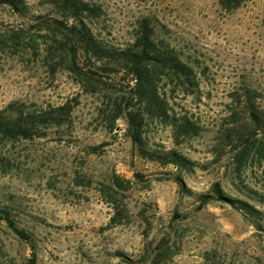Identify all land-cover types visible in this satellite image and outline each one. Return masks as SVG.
I'll return each instance as SVG.
<instances>
[{
  "label": "rangeland",
  "instance_id": "rangeland-1",
  "mask_svg": "<svg viewBox=\"0 0 264 264\" xmlns=\"http://www.w3.org/2000/svg\"><path fill=\"white\" fill-rule=\"evenodd\" d=\"M27 1L35 14L47 12ZM86 1L103 9L93 28L107 44L126 47L148 18L196 71V93L178 89L176 99L177 109L203 127L178 147L198 164L185 175L188 188L203 194L219 184L247 200L252 189L262 203L249 201L264 211V135L233 148L217 146L222 128L248 120L245 92L259 96L264 107V0H247L233 11L220 0ZM37 22L0 9V111L11 104L40 111L79 100L70 125L33 140L0 138V210L11 211L18 226L34 234L38 264H150L154 256L160 264H264V221L257 228L217 201L200 207L195 195L167 179L170 168L142 160L123 121L112 132L104 123L118 88L96 81L97 92H86L60 63L58 37L40 31ZM150 135L152 142L176 146L169 128ZM115 172L133 188L119 203L126 216L112 225L116 210L95 188L109 184ZM30 256L29 246L0 222V264H26Z\"/></svg>",
  "mask_w": 264,
  "mask_h": 264
},
{
  "label": "trees",
  "instance_id": "trees-1",
  "mask_svg": "<svg viewBox=\"0 0 264 264\" xmlns=\"http://www.w3.org/2000/svg\"><path fill=\"white\" fill-rule=\"evenodd\" d=\"M34 1L37 7H44L47 12L42 13L39 10L35 14L32 12L33 5L27 0H0V9L8 8L20 17L33 15L38 21L37 27L40 31L47 30L48 35L52 33L57 36L54 42L55 53H58L60 63L66 65L76 76L86 92H97L96 81L110 82L118 88L107 106L109 114L105 110V116L104 111L102 114L109 131L118 129V122L123 121L126 125L125 135L137 155L146 162L170 168L167 179L174 181L182 193L195 195L200 207L217 201L241 212L257 228H263L264 211L250 202L254 200L262 203V196L257 191L248 190L247 200L230 196L219 184L213 185L209 192L203 194H196L188 188L185 175L194 172L198 164L178 147L199 137L203 127L187 110L182 112L177 109L180 106L176 99L178 89L187 95L196 93L198 77L193 66L183 59L182 54L166 39L159 38L157 28L150 19L145 18L139 23L130 44L118 48L107 44L95 33L93 25L104 15L101 6L86 0ZM245 1L247 0H220V4L224 9L233 11ZM86 65L93 68L86 69ZM243 97L242 103L248 120L241 124L229 123V126L220 130L217 146L223 150L237 147L251 136L264 135V107L259 103V96L247 91ZM78 102L77 98H73L56 107L27 112L15 110L11 104L0 111V138L33 140L36 137H45L49 129H59L72 123L74 104ZM159 128L171 130L175 147L168 148L164 144L152 142L150 134ZM245 150H241L238 157L244 159ZM134 177L138 182H143L140 172L136 171ZM132 188V180L116 172L111 175L109 184L102 183L95 188L116 210L112 225L121 223L117 219L126 216V208L123 206L125 211L122 210L119 203L123 202L122 197L125 198V193ZM0 222H4L29 246L31 256L26 264H38V244L34 234L19 227L13 214L7 209L0 210ZM151 260L150 264H160L155 256Z\"/></svg>",
  "mask_w": 264,
  "mask_h": 264
}]
</instances>
